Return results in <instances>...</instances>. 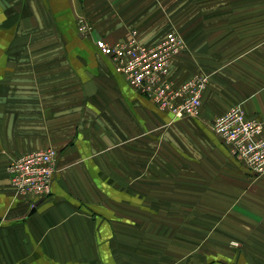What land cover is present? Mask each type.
I'll return each mask as SVG.
<instances>
[{"label":"crops","instance_id":"0c3cea01","mask_svg":"<svg viewBox=\"0 0 264 264\" xmlns=\"http://www.w3.org/2000/svg\"><path fill=\"white\" fill-rule=\"evenodd\" d=\"M184 2L0 0V264H264V174L211 127L236 106L264 122V0ZM171 31L187 47L166 79L210 75L198 117L161 110L96 45ZM48 148L50 194L17 193L8 165ZM244 191L245 258L219 216Z\"/></svg>","mask_w":264,"mask_h":264},{"label":"built area","instance_id":"2783aa9c","mask_svg":"<svg viewBox=\"0 0 264 264\" xmlns=\"http://www.w3.org/2000/svg\"><path fill=\"white\" fill-rule=\"evenodd\" d=\"M87 27L84 25L83 29ZM96 45L116 70L161 110L172 113L176 119L199 116L208 77L197 74L181 85L166 79L173 59L187 47L180 33L171 31L155 45L142 44L136 35L116 43L99 38ZM243 111L240 106L233 107L218 116L211 127L230 146L232 155L242 159L254 174L261 175L264 174V122L248 119ZM56 160L58 151L54 148L25 153L13 160L7 172L17 193L39 197L50 194Z\"/></svg>","mask_w":264,"mask_h":264},{"label":"rangeland","instance_id":"374dc122","mask_svg":"<svg viewBox=\"0 0 264 264\" xmlns=\"http://www.w3.org/2000/svg\"><path fill=\"white\" fill-rule=\"evenodd\" d=\"M183 1H187V0H175V6H178L179 4H181L179 7H182L183 4H186V2L183 3ZM192 1L193 0H188L189 5L191 6L197 5V4H193ZM229 3H230V0H221L222 5L224 4L227 5ZM200 75H206L208 77V80L210 81V75L208 74H200ZM186 118H189V117H186ZM236 158L240 160L243 163V165H245L246 167V164L242 159H240L239 157H236ZM262 175L263 174L261 175L255 174V177H259ZM238 203H239L238 205H232V206H229L228 208L223 209V211H220L221 214H219V216H223L224 219H228L229 225H232V227H234L237 230V232H233V233H229L228 231H227L228 233H224V234H228L231 236L229 240L226 239L227 242L225 246L228 247L227 250H230V252H232L234 256H238V257L244 256L245 258L246 252H247V239H246L247 226L251 225L250 228H252L253 226L252 223L247 221L248 214H247V208H246V192L245 191L242 192L241 197L238 199ZM232 219H234V221Z\"/></svg>","mask_w":264,"mask_h":264}]
</instances>
